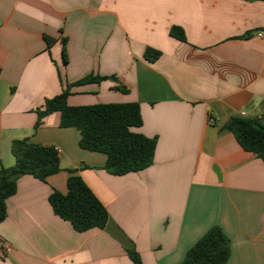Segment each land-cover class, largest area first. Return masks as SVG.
<instances>
[{
    "label": "crops",
    "instance_id": "crops-1",
    "mask_svg": "<svg viewBox=\"0 0 264 264\" xmlns=\"http://www.w3.org/2000/svg\"><path fill=\"white\" fill-rule=\"evenodd\" d=\"M260 32L264 0H0V163L14 166L12 142L28 139L58 148L61 165L46 182L18 179L0 264H134L130 250L142 264H180L214 226L230 238L227 264H264V162L223 128L264 115ZM90 74L108 79L73 87L69 104L138 103L134 131L157 142L149 168L109 174L59 112L35 130L45 101ZM70 170L107 209L106 228L80 233L54 213L49 197L67 192Z\"/></svg>",
    "mask_w": 264,
    "mask_h": 264
},
{
    "label": "trees",
    "instance_id": "trees-1",
    "mask_svg": "<svg viewBox=\"0 0 264 264\" xmlns=\"http://www.w3.org/2000/svg\"><path fill=\"white\" fill-rule=\"evenodd\" d=\"M170 35L180 41L186 40L181 27L174 26ZM48 47L56 39L44 37ZM66 37L62 38L64 64L68 63ZM161 53L148 48L144 57L154 62ZM108 77L90 74L72 84H64L60 94L47 99L38 109L37 130L44 117L54 112L61 114L63 128H76L80 132V147L84 150L107 156L105 170L114 176H123L149 168L154 163L156 139L148 138L134 131L141 127L143 118L138 103H112L72 106L68 99L71 89L89 83H100ZM126 93L124 87H117ZM234 134L238 143L248 152L254 153L264 162V121L241 116L230 118L223 127ZM15 164L6 168L0 163V223L7 217V200L16 194L17 182L23 175L46 182L61 171L60 156L55 147L42 146L28 139L15 140L11 144ZM67 192L54 190L49 197L54 213L71 223L80 233L91 229H104L109 221V213L84 180L69 171ZM129 256L134 264H142L135 250ZM231 256V241L220 226L212 227L188 250L180 264H227Z\"/></svg>",
    "mask_w": 264,
    "mask_h": 264
},
{
    "label": "built area",
    "instance_id": "built-area-1",
    "mask_svg": "<svg viewBox=\"0 0 264 264\" xmlns=\"http://www.w3.org/2000/svg\"><path fill=\"white\" fill-rule=\"evenodd\" d=\"M258 36L264 37V33L263 32H260V33H258ZM255 119H258V120H261L262 121L264 119V115H260V116H258ZM55 149L57 150L58 153L60 152L58 148H55ZM5 249H6L7 252L10 251V247L8 245H5Z\"/></svg>",
    "mask_w": 264,
    "mask_h": 264
}]
</instances>
